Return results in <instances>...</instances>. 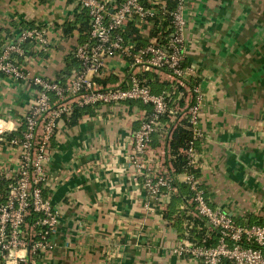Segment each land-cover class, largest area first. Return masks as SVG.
I'll use <instances>...</instances> for the list:
<instances>
[{"label": "crops", "instance_id": "0c3cea01", "mask_svg": "<svg viewBox=\"0 0 264 264\" xmlns=\"http://www.w3.org/2000/svg\"><path fill=\"white\" fill-rule=\"evenodd\" d=\"M84 12L80 0H0L1 50L21 29L44 30L48 43L42 50L26 45L24 69L65 83L87 34L79 29ZM185 18L186 66L194 72L188 79L202 94L201 189L213 209L239 224L258 223L264 220V0H186ZM68 24H77L70 34ZM139 34L145 42L151 31ZM108 67L98 82L122 84L126 62L117 57ZM151 74L174 83L165 73ZM35 97L30 84L0 74V121L8 130L0 135L1 185L11 183L19 167L20 151L10 139L21 135L13 130ZM141 105L89 107L73 126L58 122L43 186L59 219L54 249L42 264H204L175 252L190 230L200 229L194 220L176 219L181 211L194 214L192 202L177 196L178 188L153 199L130 161ZM166 154L159 138L142 161L165 171ZM185 178L176 176L179 183Z\"/></svg>", "mask_w": 264, "mask_h": 264}, {"label": "built area", "instance_id": "2783aa9c", "mask_svg": "<svg viewBox=\"0 0 264 264\" xmlns=\"http://www.w3.org/2000/svg\"><path fill=\"white\" fill-rule=\"evenodd\" d=\"M168 1L80 0L90 19V30L75 51L80 67L67 76L65 83L32 76L24 69L22 60L27 57L26 45L42 50L48 43L44 30L21 29L3 50L0 46V74L15 82H26L36 89L30 111L13 130L18 129L15 132L21 135L10 139V144L19 148L20 160L11 176L6 198L0 202V264H42L44 257L54 249L52 237L57 230L59 212L45 197L43 184L58 122L69 117L75 106L96 109L101 105H122L128 108L135 102L150 108L134 117L140 126L133 132L130 161L143 176L147 194L157 199L175 191V182L165 176V171L146 165L142 158L150 150L162 116L172 110L169 95L166 92L154 94L141 74L165 73L177 85L195 94L196 103L188 109L193 142L187 151V159L189 166L197 165L199 153L195 143L201 138L202 94L199 86L190 89L187 83L194 72L186 66V0H174L176 8L172 12L168 9ZM168 16L171 18L170 32L165 34L161 24ZM132 22L138 30L145 27L151 31L145 42H134L127 37L126 28ZM117 57L127 64V71L121 74L122 84L102 86L98 79L110 73L108 64ZM1 122L0 135L8 131L6 123ZM185 176L184 183L194 193L196 214L206 220L218 238L214 246L187 239L175 252L181 256L189 255L204 264H224L226 261L231 264H264V225L239 224L226 212L213 209L201 189L199 178L187 173ZM32 212L41 218L29 227L26 221Z\"/></svg>", "mask_w": 264, "mask_h": 264}, {"label": "trees", "instance_id": "16d2710c", "mask_svg": "<svg viewBox=\"0 0 264 264\" xmlns=\"http://www.w3.org/2000/svg\"><path fill=\"white\" fill-rule=\"evenodd\" d=\"M118 1L120 2L121 0ZM175 8L176 2L174 0H169V11L172 12L175 10ZM80 19L81 23L79 29H81L86 34L90 30V19L88 13L84 12L83 15L80 16ZM170 22L171 18L168 16L166 20L161 24L165 34L170 32ZM76 27L77 24H68L65 26L64 30L66 34H70L73 30L76 29ZM126 31L127 37L130 38L131 41L138 43L143 42L141 40L139 30L136 28L133 22L128 24ZM75 64L76 69H79L80 64L78 60H75ZM141 78L147 80V83L151 86L154 94H161L163 92H166L169 95L168 102L170 111L172 110V113L169 112L162 116L158 131L153 135L154 138L152 137L150 147L154 144L155 141H158L159 138L163 139L165 145L167 146V157L164 163L165 176L171 177L174 180V187L178 188L180 191L177 196H185L186 200H190L192 202L189 204L188 208H190L195 215L193 214L191 216H188L187 210L181 211L177 214L176 219L179 223H184L185 220H194L196 226L200 228L197 231H194V229L190 230V234L188 236V239L190 241L206 246H214L217 243V232L215 230H212L208 233V229L205 225L206 220L196 214L195 203L193 202L194 193L190 189V186L186 183H179L176 180V176L185 173L193 174L196 178H199L201 176L200 168L197 165L189 166L187 159V151L191 143L193 142V126L190 121V114L188 109L196 103L195 94L192 91L191 93L187 92L186 89L180 87L174 81V83L162 81L161 77L156 74L146 73L144 75H141ZM192 81L193 79L191 78L190 80H187L188 87L190 89H193V87L196 85V83ZM144 108L148 110L150 109L149 107L145 106ZM89 113H91L89 107L81 108L75 106L72 114L69 117H65V120L70 126H73L77 124L84 115ZM171 120H173L171 126L167 127V123ZM199 141L195 143L197 151ZM9 184L10 182H6L3 185L0 184V202H3L5 200L7 190L9 189ZM166 216H169V213ZM40 218L41 215L32 212L28 216L26 224L31 227L33 224L39 221ZM189 223L190 222H188V224ZM257 224L264 225V220H260ZM224 264L231 263L226 261Z\"/></svg>", "mask_w": 264, "mask_h": 264}]
</instances>
